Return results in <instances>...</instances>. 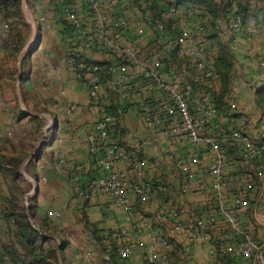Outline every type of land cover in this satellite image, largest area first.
Here are the masks:
<instances>
[{
	"label": "built area",
	"instance_id": "built-area-1",
	"mask_svg": "<svg viewBox=\"0 0 264 264\" xmlns=\"http://www.w3.org/2000/svg\"><path fill=\"white\" fill-rule=\"evenodd\" d=\"M23 3L35 40L55 23L64 25L69 47L62 60L90 99L94 130L83 145L95 174L84 182L82 169L69 164L64 152L54 165L58 172L69 171L71 207L82 209L96 198L103 209L121 210L130 222L111 230L105 250L82 247L75 259L111 264L114 253L120 263L139 255L144 264H184L194 247L210 245L206 264H264V216L248 218L256 177H264V126H248L240 108L245 82L256 90L264 81L258 46L264 23L238 14L216 20L217 33L236 56L226 109L221 110L215 97L218 44L209 36L204 5L189 0ZM243 47L250 71L238 62ZM95 52L103 53L107 63H96ZM39 70L46 89L54 68L42 63ZM75 108L72 104L65 111L69 130ZM126 110L141 118L160 145L157 154L147 152L146 141H122ZM236 169L245 173L236 175ZM2 199L0 194V210ZM157 202L161 205L154 209ZM0 264L15 263L6 254L0 255Z\"/></svg>",
	"mask_w": 264,
	"mask_h": 264
},
{
	"label": "crops",
	"instance_id": "crops-1",
	"mask_svg": "<svg viewBox=\"0 0 264 264\" xmlns=\"http://www.w3.org/2000/svg\"><path fill=\"white\" fill-rule=\"evenodd\" d=\"M261 1L264 3V0ZM254 9L256 12H260V17H262V22L264 23V4L261 5V3L257 1ZM0 19V40L2 41V37L4 36H2V33L7 30H5L7 24L5 21H2L1 13ZM63 26L64 25L58 24L57 22L50 31L44 33L43 39L40 41V62L35 63L33 61L31 64L29 63L25 67L23 73H20L18 77V83L21 85V96L27 108L25 111L28 115L27 118L36 116L44 120L45 125L43 132H45L46 137L43 141L38 142V145L33 150L29 151V156L22 165V175H24L25 170L27 173L26 176L23 177L24 184H22L28 187L31 186L28 192L23 195V198L26 203L28 197L29 206L34 208L35 218L34 220L32 219V221H35L38 227L43 224V220L47 219L51 227H56L59 232H66L71 227L81 223L82 216L80 211L82 210L87 213L89 221L97 225L99 229H113L117 226H128L130 222L121 210L113 212L103 209L99 206L100 201L96 198L87 201L85 206L80 210L73 209L70 204L73 196V187L69 180V171L67 168L62 172L55 170L54 165L60 152L65 153L69 164L82 169V179L84 182L87 181L93 170V165L89 162L83 143L87 135L94 130V117L90 108V99L82 82L76 79L75 75L69 71L62 60L65 51L69 47L63 38ZM258 46L261 56H264V35L259 39ZM246 53L247 49L243 47L242 55L239 57L238 62L243 70L250 71L249 60ZM93 60L99 64L107 63L106 56L101 52L93 53ZM42 63H48L54 68V73L46 89L43 88L44 74L39 70ZM248 77L251 78L250 76ZM2 83L3 81L1 84ZM263 84L264 81L258 85L256 90L244 84L240 105L242 106L247 103L251 95L256 96L257 89ZM1 86L0 159L15 154V151L10 148L7 138L12 135L13 131H17L21 123L20 119L13 122V117L12 115L10 116V113L9 117H7L6 113L9 112L8 105L4 102V99H2V89L6 92V88L4 84ZM105 87H107L106 83ZM72 104L76 105V108L71 121L73 130H69L66 127V122H64V116L66 109ZM33 109H40V111L39 113H37V110L32 112ZM248 111L249 109L247 108L246 111H242V113L249 117L247 115L249 114L247 113ZM254 122V125L258 128L264 126L262 117ZM122 127V141L127 143L135 140L146 141V150L151 155H155L160 151V145L151 139L150 135H148L149 133L147 134L143 128L141 118L134 111L126 110L123 113ZM249 131L251 133L255 132V130L252 129ZM233 173L238 175L245 172L236 169ZM94 174L95 173L92 172V175ZM44 176H47L48 179L44 180ZM10 186L11 179L5 177L1 170L0 194L4 197L9 196ZM251 196L253 206L248 218H262L264 216V177H256V184ZM160 205L161 203L157 202V204L154 205V209H158ZM6 206L9 207V203H6L4 207ZM54 210L59 211L61 215L59 217H50L49 213ZM8 231L9 224L5 216H1L0 238L2 242L7 240ZM64 236L65 235L61 234L54 238L58 244H61ZM261 236H264V229L261 232ZM73 243L74 242L71 240V245L66 248L64 252H59L61 264H82L75 259V254L80 247L77 248ZM211 249L210 245L202 248L194 247L192 249L193 256L189 261L184 262V264H188V262L191 264H206ZM128 264H144V262L141 256L136 255ZM176 264L182 263L177 261Z\"/></svg>",
	"mask_w": 264,
	"mask_h": 264
},
{
	"label": "trees",
	"instance_id": "trees-1",
	"mask_svg": "<svg viewBox=\"0 0 264 264\" xmlns=\"http://www.w3.org/2000/svg\"><path fill=\"white\" fill-rule=\"evenodd\" d=\"M23 0H0V13L4 21L10 26L8 41L6 44L16 43L18 49L13 50V54L25 44V36L22 30H26L28 22L25 20L22 11ZM161 1V0H160ZM193 4L204 5L210 15L209 19V36L213 37L218 44V53L216 55L215 67L218 79V90L216 93V101L219 109L225 110V99L231 87V80L235 68L236 56L230 51L228 44L222 41L216 31V20L220 16L230 15H243L246 21L252 18H256L262 21L260 12L255 11V4L251 0H189ZM158 2V1H156ZM8 50L7 45L4 47ZM29 64V63H28ZM27 64V65H28ZM26 65V66H27ZM25 66V67H26ZM25 69V68H24ZM23 73V72H22ZM115 101L118 98L115 96ZM256 106L264 113V84L257 89L256 94ZM21 116L26 118L28 115L24 112ZM22 119V117H21ZM39 124L42 119L33 116ZM15 154L12 156L2 157L0 159V171L2 170L5 177L11 179L10 195L2 196L0 220L1 216H5L8 224V238L5 242L0 238V254L2 259L4 255H9L15 264H61L59 252H64L66 248L71 245V240L65 239L66 235L64 231L59 232L56 227H51V224L47 219L42 221L40 227L36 222L32 221L35 218L34 208L32 206L26 207L22 203V198L27 189L22 187L24 181L21 172L22 165L26 158L29 156V152L21 149H14ZM6 203H9V207H4ZM80 210V209H79ZM81 212V221L85 223L86 231L94 238L98 239V242H103L110 236L112 229H99L97 225L89 221L88 215L85 211ZM85 221V222H84ZM65 235L61 241V244H57L55 236ZM54 243V244H53ZM105 263L104 260H101ZM107 264V263H106ZM111 264H128L120 263L115 254H111Z\"/></svg>",
	"mask_w": 264,
	"mask_h": 264
},
{
	"label": "rangeland",
	"instance_id": "rangeland-1",
	"mask_svg": "<svg viewBox=\"0 0 264 264\" xmlns=\"http://www.w3.org/2000/svg\"><path fill=\"white\" fill-rule=\"evenodd\" d=\"M251 1L254 4H256L257 1L261 3V5L264 4L263 1L261 0H251ZM22 11L25 20L28 22V27L26 28V30H22L26 39L25 44H23V47H21L19 51L16 50V52L13 54V50L18 49V44L16 43L9 44L10 42L7 38L9 35L8 30H10L9 23L8 24L6 23L7 27L5 28V30L7 29L6 30L7 32L4 31L2 33V36L3 35L4 36L2 37L3 40L2 41L0 40V86L4 84L6 88V92H4L2 88L1 89L3 92L2 99H4V102L8 105L9 112L6 113L7 117H9V113H10V116L12 115L13 117V122H16L17 119H20L21 121L20 125L17 128V131L16 132L13 131L12 135L7 138V141L9 142V146L12 150L24 149L25 151L29 152L38 145V142L44 140L45 132H43V128L45 123L44 120H42L40 122L41 124H39L34 119L27 117L24 118L23 116H21V113L22 112L25 113L27 108L23 100V97L21 96V90H20L21 85L18 83L19 82L18 77L20 73L24 71V68L28 63L31 64L33 61L35 63L40 62L41 54L39 53V49L41 46L40 41L43 39V37L35 40L36 37L35 29L29 21L27 10L23 7V1H22ZM2 21H4L3 17H2ZM32 40H35V43L33 42L32 46L27 49L28 43H30ZM226 40H227L226 37L222 38V41L227 43ZM5 41H8L9 43L6 44ZM5 45H7L8 50L4 48ZM2 81L3 83L1 84ZM255 101H256V96L251 95L250 99H248V102L240 107L242 111H246L247 108L249 109L247 113H249L250 115L246 113L249 116L248 126H253L255 124L254 122L255 120H258L261 117L264 118V113L257 108ZM36 110L37 113H39L40 109H33L32 112H35ZM26 174L27 173L25 170L23 177H25ZM23 184L22 187H24V189H27L28 186L27 185L24 186ZM22 203H24V205L28 207L27 204L25 203L24 198H22ZM84 224L85 223L81 221L79 225H75L74 227H71L68 231L63 232V234L66 235L65 239L71 238L70 240L74 242L73 245L77 246V248L83 247L86 250L88 249L90 250L93 246H99L102 248L103 242H98V239L97 240L94 239L89 234V231H87L88 232L87 233ZM117 227L119 228L121 226H117ZM99 263L106 264L102 261H99ZM188 264L191 263L188 262Z\"/></svg>",
	"mask_w": 264,
	"mask_h": 264
},
{
	"label": "water",
	"instance_id": "water-1",
	"mask_svg": "<svg viewBox=\"0 0 264 264\" xmlns=\"http://www.w3.org/2000/svg\"><path fill=\"white\" fill-rule=\"evenodd\" d=\"M24 4V3H23ZM25 8V6H24ZM26 9V8H25ZM33 42L31 41L30 43H28L27 49L30 48L32 46Z\"/></svg>",
	"mask_w": 264,
	"mask_h": 264
}]
</instances>
